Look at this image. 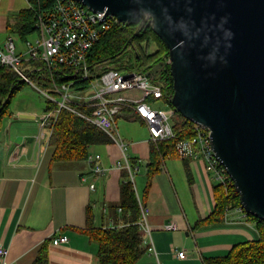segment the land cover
Listing matches in <instances>:
<instances>
[{"label": "crops", "instance_id": "1", "mask_svg": "<svg viewBox=\"0 0 264 264\" xmlns=\"http://www.w3.org/2000/svg\"><path fill=\"white\" fill-rule=\"evenodd\" d=\"M29 6V0H0V46L5 43L7 25L14 14ZM40 111L13 110L0 129V244L9 249L8 264H33L47 240L49 264H100L97 244L79 229L86 226L89 204L97 226L115 224L110 206L119 201L124 170L129 171L117 166L121 151L115 143L90 148V154L102 156L107 168L104 174L93 172L88 159L52 162L50 139H36ZM117 123L127 142L126 152L140 164L134 187L142 199L150 133L144 121L128 108L119 114ZM190 159L189 170L180 157L166 159L154 175L143 204L157 255L148 251L136 264H205L207 257L226 255L234 244L258 238L256 223L241 208L228 210L221 223L196 226L215 207L216 181L201 159ZM172 221L177 229H164ZM61 233L67 234L69 241L53 244L52 238ZM175 247L184 249L186 257L178 258Z\"/></svg>", "mask_w": 264, "mask_h": 264}, {"label": "water", "instance_id": "2", "mask_svg": "<svg viewBox=\"0 0 264 264\" xmlns=\"http://www.w3.org/2000/svg\"><path fill=\"white\" fill-rule=\"evenodd\" d=\"M78 1L153 27L169 49L172 104L210 129L243 209L264 220V0Z\"/></svg>", "mask_w": 264, "mask_h": 264}, {"label": "trees", "instance_id": "3", "mask_svg": "<svg viewBox=\"0 0 264 264\" xmlns=\"http://www.w3.org/2000/svg\"><path fill=\"white\" fill-rule=\"evenodd\" d=\"M30 6L14 14V20L7 25V34L15 35L23 43L35 32V22L39 11H47L54 6L55 0H29ZM140 33L135 35L138 28ZM132 38V40H130ZM154 50L150 51L151 45ZM92 76L115 68L140 70L155 81L162 83L163 97L154 96L149 101H163L173 109L171 115L174 136L157 141L150 140V156L147 162V182L143 190L142 202L146 201L152 185V179L157 174L163 162L169 158L179 157L177 144L191 139L196 134L195 123L180 114L172 104L174 80L171 75L169 49L166 43L157 35L151 25L141 23H118L103 35L92 47L88 57ZM35 62L25 63L26 73L30 76L38 74ZM64 72V69H62ZM44 72L46 70L44 69ZM55 80L63 82L68 78L56 76ZM30 84L12 67L0 68V129L4 119L13 115L10 105L12 98L21 90L23 85ZM88 81L85 80V85ZM42 86V85H40ZM56 93V92H55ZM57 105L47 101L44 110H51ZM90 112L91 108H82ZM113 140L96 125L79 114L68 109H62L53 125L49 144L52 147V162L85 161L90 155V148L96 145L112 144ZM133 166L140 165L135 157H130ZM190 158L184 159L189 170ZM125 180L121 184L119 201L110 206L115 217L113 226H97L95 211L92 205L86 209V226L84 231L91 241L98 246L97 257L100 264H136L147 252L144 231L138 221L141 207L133 183L124 170ZM215 207L210 215L196 224L221 223L225 220L228 210L241 208L247 218L256 223L259 236L257 239L245 240L232 246L223 256L205 258V264H264V220L247 214L240 201V195L232 181L216 182L213 186ZM121 208V213L118 212ZM78 229L77 227H74ZM49 241H45L38 250L33 264H49Z\"/></svg>", "mask_w": 264, "mask_h": 264}, {"label": "built area", "instance_id": "4", "mask_svg": "<svg viewBox=\"0 0 264 264\" xmlns=\"http://www.w3.org/2000/svg\"><path fill=\"white\" fill-rule=\"evenodd\" d=\"M116 21L121 23L113 15L93 10L78 0H55L51 9L39 11L35 32L22 43V49L18 48L15 35H7L4 45L0 46V68H14L24 80L38 88L49 101L57 105L37 116L40 131L36 139L39 142L50 139L53 125L62 109L73 111L104 131L119 147L121 158L116 162L120 168L129 171L128 178L134 185L138 166L131 163L130 155L126 152L127 143L122 139L117 123V117L122 110L128 108L133 115L144 121L152 141L173 137L174 132L172 114L169 115L163 107L155 106L156 102L148 100L150 96L162 99V83L140 70L110 68L95 77L90 73L88 57L92 47ZM30 62L36 63L32 71L39 69V75L45 74L53 81V89L34 83L25 70V63ZM55 75L68 80L56 81ZM85 80L88 81L86 85ZM85 107L92 110L87 113L82 110ZM194 123V137L177 144L179 157L201 159L205 169L216 182L232 181L211 145L210 129L203 124ZM88 161L95 173L104 174L107 170L99 153L90 154ZM90 187L95 189V183H91ZM137 197L141 207L138 224L144 231V241L149 242L148 251L157 255L148 223L147 207L142 199ZM119 210L121 211V208ZM164 229H177V225L172 221L166 223ZM146 236L147 239L150 238L149 241ZM68 241L69 236L65 233L52 238L55 245ZM174 253L178 258L186 257L184 249L175 247ZM8 255L9 249L0 244L2 264H8Z\"/></svg>", "mask_w": 264, "mask_h": 264}, {"label": "rangeland", "instance_id": "5", "mask_svg": "<svg viewBox=\"0 0 264 264\" xmlns=\"http://www.w3.org/2000/svg\"><path fill=\"white\" fill-rule=\"evenodd\" d=\"M16 43L18 44V48L22 49V43L20 40L16 39ZM154 50V45L152 44L150 47V51ZM113 67H119L117 65H113ZM33 79L34 83L37 85H42L44 88L53 89V81L50 80L45 74H37L35 76H30ZM47 101H49L38 88L33 86L32 84L23 85L21 90L17 92V94L12 98L10 108L11 110H18L24 108H31L32 110H41L40 114L44 112L45 107L47 105ZM155 106L163 107L169 115L173 113V109L170 105L165 104L163 101H156ZM120 135L123 138V131L120 130ZM125 141V140H124ZM125 143H127L125 141ZM128 148V152H129Z\"/></svg>", "mask_w": 264, "mask_h": 264}, {"label": "bare ground", "instance_id": "6", "mask_svg": "<svg viewBox=\"0 0 264 264\" xmlns=\"http://www.w3.org/2000/svg\"><path fill=\"white\" fill-rule=\"evenodd\" d=\"M118 163V162H117ZM117 166H118V164H117Z\"/></svg>", "mask_w": 264, "mask_h": 264}]
</instances>
